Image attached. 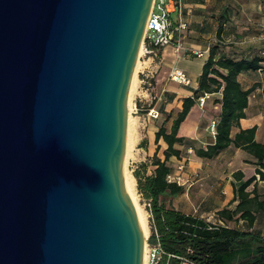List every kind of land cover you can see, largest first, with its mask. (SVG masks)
<instances>
[{
  "label": "water",
  "instance_id": "1",
  "mask_svg": "<svg viewBox=\"0 0 264 264\" xmlns=\"http://www.w3.org/2000/svg\"><path fill=\"white\" fill-rule=\"evenodd\" d=\"M153 0H0V264H143L128 101Z\"/></svg>",
  "mask_w": 264,
  "mask_h": 264
},
{
  "label": "trees",
  "instance_id": "2",
  "mask_svg": "<svg viewBox=\"0 0 264 264\" xmlns=\"http://www.w3.org/2000/svg\"><path fill=\"white\" fill-rule=\"evenodd\" d=\"M219 49H211L199 78V86L193 96L183 100L182 109L173 119L171 130L165 125L159 126L155 133L157 152L149 165L142 164V170L134 171V177L139 194L150 204L147 211L150 215L151 243L156 241L157 233L167 253L187 257L197 264H264V234L254 228L259 215L264 213V193L259 192L257 185V175L264 182V142L255 139L257 126L241 128L240 122L247 118L246 110L253 90H245L239 80L244 72H257L264 68V51L252 58H217ZM215 93L221 94V98L215 100L221 105L220 114L215 120V143L207 148H194L192 140L179 135L180 127L200 96ZM234 127L240 128V131L233 137ZM160 141L167 145L163 151L164 158L158 155ZM178 145L194 148L195 155L202 159H214L232 146L248 153L254 161L256 170L252 177L246 178L241 170L233 174L234 199L231 205L237 204L234 209L226 207L217 212L218 220L222 223L186 215L166 201L186 192L185 186L169 178L174 174L170 160L182 156ZM149 166H152L150 175L147 174ZM241 221L246 223L247 228L240 227ZM231 223L235 225L231 226Z\"/></svg>",
  "mask_w": 264,
  "mask_h": 264
},
{
  "label": "crops",
  "instance_id": "3",
  "mask_svg": "<svg viewBox=\"0 0 264 264\" xmlns=\"http://www.w3.org/2000/svg\"><path fill=\"white\" fill-rule=\"evenodd\" d=\"M172 18L174 21L181 19L187 24L186 30H181L175 35L183 48L179 52L173 45L163 49L161 68L167 70V76L174 67L182 69L189 77L190 84L180 85L171 82L172 87L164 90L167 92L163 94L166 105L162 112L171 113L174 108L177 113L180 112L183 100L193 96L199 86V78L211 49L220 48L217 58L222 56L252 58L264 51V0H182L181 11L173 13ZM193 50L204 52V59L193 55ZM239 80L245 90H253L249 96L247 118L240 122L241 128L257 126L255 139L264 142V130L262 131L264 68L257 72H244L239 76ZM220 98L221 94L215 93L210 95L204 106L201 107L197 103L181 125L179 135L192 140L194 148H207L208 145L215 143V137L210 132V124L217 120L220 114L221 105L215 102ZM201 110H204V113ZM157 130L155 126L152 131L154 144ZM239 131L240 128L234 127L232 136ZM159 145L161 148L158 155L164 158L163 151L167 145L162 141ZM178 148L182 150V156L180 159L172 158L170 165L174 168L173 176L181 177L179 184L185 186L186 192L176 197L179 198L178 205L172 203V207L186 215L200 218L205 216L212 218L226 207L234 209L237 203L231 205L234 199L232 175L241 170L246 178L252 177L256 166L251 156L242 149L231 146L214 159H202L195 155L194 148L190 146L178 145ZM156 152L155 144L154 152L149 156L153 157ZM151 170L152 166H149L148 175L152 173ZM226 171L231 172L227 174ZM191 189L193 198L188 193ZM189 206H192L190 207L192 209H189Z\"/></svg>",
  "mask_w": 264,
  "mask_h": 264
},
{
  "label": "built area",
  "instance_id": "4",
  "mask_svg": "<svg viewBox=\"0 0 264 264\" xmlns=\"http://www.w3.org/2000/svg\"><path fill=\"white\" fill-rule=\"evenodd\" d=\"M182 0H153L151 13L147 22L144 42L141 47L142 55L138 58L144 61H150L151 67H145L140 71L142 76V82L154 78L155 74L161 69V52L168 46H175L177 52H179L183 46L179 39H176V33L181 30L187 29V24L181 19L174 21L172 14L176 11H181ZM192 54L198 58H204L205 53L198 50H193ZM264 55V52H263ZM168 80L180 85H189L190 79L187 74L180 68L174 67L168 72ZM146 84V83H145ZM210 97V94H204L199 97L197 103L202 107L205 105L206 100ZM135 113L143 111V108L138 106V102L134 103ZM160 111L155 107L146 109L143 113L145 121L157 120L160 117ZM217 123L213 120L210 124V132L216 137ZM171 181L181 182L180 176H170ZM257 178L260 179L259 175ZM147 206H150L147 203ZM150 217V215H149ZM220 223H222L220 221ZM151 235V234H150ZM143 264H197L187 257H181L167 253L159 240V235L156 233V241L150 242V236L147 237L144 251Z\"/></svg>",
  "mask_w": 264,
  "mask_h": 264
},
{
  "label": "rangeland",
  "instance_id": "5",
  "mask_svg": "<svg viewBox=\"0 0 264 264\" xmlns=\"http://www.w3.org/2000/svg\"><path fill=\"white\" fill-rule=\"evenodd\" d=\"M204 59V58H202ZM203 62V60H202ZM145 67H151L150 61H144L141 59L139 62V67L137 69V74L135 76V80L133 83V87L131 90V115H132V122L130 127L129 133V143L128 149L126 154L125 160V168L126 172H130L134 176L135 170H142V164H150V154H153L155 144L153 141L152 131L156 126L159 128L160 125H165L167 129L170 131L171 126L173 123V119L177 116V110L174 108L171 115L166 112H162L163 108H165L166 102L164 95L167 92L164 90L169 89L172 87V83L168 80L167 77V70L161 68L158 73L155 74L154 78L147 80L143 83L142 76L140 75V71ZM165 93V94H164ZM164 94V95H163ZM138 102V106L143 108V111L139 113H135L134 111V103ZM155 107L157 110L160 111L161 116L157 120H144L143 113H145L146 109ZM204 113V110H201ZM264 112V111H263ZM171 118H170V117ZM168 118H170L168 120ZM153 121L154 125H153ZM264 130V126L262 125V131ZM133 133V134H132ZM139 134V135H138ZM133 139V140H132ZM249 169V168H248ZM229 174L231 171H226ZM233 177V175H232ZM210 190V185H208ZM200 188H203L200 186ZM253 187L250 188L252 190ZM258 188L260 193H264V182L258 179ZM136 193L138 196V205L143 209L147 223H148V236L151 234V227H150V217L147 211V202L141 197L137 189V181H136ZM190 197L193 198L192 189L189 190ZM201 194V193H200ZM204 195V193L202 192ZM201 194V195H202ZM179 198H168L166 201L174 203L176 206L178 205ZM192 206H189V209ZM205 220L208 222L213 223H220L218 220V216L215 215L212 218L209 216L204 217ZM234 226V223L230 224ZM240 227L247 228L246 223L240 222ZM255 228L257 231H260L264 234V213L259 215V219L255 224ZM147 236V237H148Z\"/></svg>",
  "mask_w": 264,
  "mask_h": 264
},
{
  "label": "bare ground",
  "instance_id": "6",
  "mask_svg": "<svg viewBox=\"0 0 264 264\" xmlns=\"http://www.w3.org/2000/svg\"><path fill=\"white\" fill-rule=\"evenodd\" d=\"M141 55H142V50L139 53V57H141ZM138 67H139V61L137 62V65H136V68H135V73H134V76H133V81H132V84H131V89H130V94H129V101H128L129 133H130V127H131V122H132V115H131V108L132 107H131V101H130L131 100V90H132V87H133L135 76L137 74ZM128 143H129V137H128ZM128 146L129 145H127V149H128ZM126 154H127V152H126ZM125 160H126V157H125ZM124 176H125V181H126L128 193L133 198V201H134L135 206H136L137 211H138V215H139L141 226L143 227V230H144V233H145V238H147V236H148V223H147V219H146V216H145V213H144L143 209L138 205V196H137V193H136V179L130 172H126L125 164H124Z\"/></svg>",
  "mask_w": 264,
  "mask_h": 264
}]
</instances>
